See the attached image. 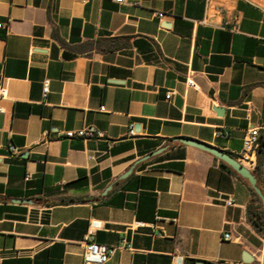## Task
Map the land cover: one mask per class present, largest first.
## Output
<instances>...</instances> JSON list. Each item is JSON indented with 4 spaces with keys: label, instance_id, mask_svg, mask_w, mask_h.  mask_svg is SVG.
<instances>
[{
    "label": "crops",
    "instance_id": "crops-1",
    "mask_svg": "<svg viewBox=\"0 0 264 264\" xmlns=\"http://www.w3.org/2000/svg\"><path fill=\"white\" fill-rule=\"evenodd\" d=\"M0 24V264L122 237L105 264H264L248 185L178 141L235 156L258 129L264 194V0H0Z\"/></svg>",
    "mask_w": 264,
    "mask_h": 264
},
{
    "label": "built area",
    "instance_id": "built-area-1",
    "mask_svg": "<svg viewBox=\"0 0 264 264\" xmlns=\"http://www.w3.org/2000/svg\"><path fill=\"white\" fill-rule=\"evenodd\" d=\"M247 1L257 2L260 0H247ZM114 2L116 4L121 5L125 2V0H114ZM158 16L162 18L163 14H159ZM207 19L208 18H205L203 22L205 23ZM2 27H4V25L0 24V28ZM186 83L189 87L195 88L193 78L191 77L188 78ZM48 89H49V80H45L44 85H43L44 96H46V94L48 93ZM5 95H6V90L4 86L2 85V83L0 82V100L3 99ZM174 95H175L174 91L167 92L165 95V100L168 103H170ZM101 110L104 111L103 108H101ZM1 113H3V111L0 108V114ZM128 135L129 136L135 135L133 125L129 126ZM94 136H95L94 130L89 129V128L75 131V132L70 131L65 134V137H67L68 139L75 138V137L87 139V138H92ZM258 149H259V131L258 129L253 128L245 134L243 143H242V150L238 154L235 155L236 160L242 166H244L245 168H247L248 170L252 172L256 168V153ZM10 150L12 152H16L15 148H11ZM89 158L91 160L95 159L94 156L92 155L89 156ZM25 179L26 181H28L29 176H27ZM222 202L227 206H232L234 204L232 200V196H228L222 199ZM159 219H160L159 217H156V220H159ZM136 225H141V224H136ZM224 240H227V241L231 240L230 235L225 234ZM128 247H129V244L124 237L121 238L118 246L116 247H107L105 245L97 244L88 238L84 240L83 242L82 264H105L113 256L116 249H123V248H128Z\"/></svg>",
    "mask_w": 264,
    "mask_h": 264
},
{
    "label": "water",
    "instance_id": "water-1",
    "mask_svg": "<svg viewBox=\"0 0 264 264\" xmlns=\"http://www.w3.org/2000/svg\"><path fill=\"white\" fill-rule=\"evenodd\" d=\"M181 144L187 145L193 148H196L198 150L204 151L210 155H212L217 160L225 163L227 166H229L237 175H239L242 179L246 180L249 186L253 189L259 200L261 201L262 205H264V194H262L260 188L257 186V181L254 175L250 170L242 166L235 158H233L230 154L219 150L215 147H212L210 145L195 141V140H189V139H179L178 140ZM160 152V151H159ZM157 152V153H159ZM152 153L147 158L157 154Z\"/></svg>",
    "mask_w": 264,
    "mask_h": 264
},
{
    "label": "trees",
    "instance_id": "trees-1",
    "mask_svg": "<svg viewBox=\"0 0 264 264\" xmlns=\"http://www.w3.org/2000/svg\"><path fill=\"white\" fill-rule=\"evenodd\" d=\"M259 144H260V146L262 145V141H260V139H259ZM231 156L236 159V157L234 155H231ZM219 163L223 169L233 173L235 176H237L240 180L244 181L248 185V188H249V191L251 194V198H252L250 201V204L248 206V219L251 222V224L253 225V227L258 232H264V205H262L261 201L259 200V198L255 194L253 189L249 186V184L247 183L246 180L242 179L239 175H237L225 163H223L221 161H219ZM252 174L256 178L257 186L260 188L261 184H260V181L258 178L257 169L253 170ZM79 202H81V200L68 199V198H62L58 201L59 204H63V205L75 204V203H79Z\"/></svg>",
    "mask_w": 264,
    "mask_h": 264
}]
</instances>
